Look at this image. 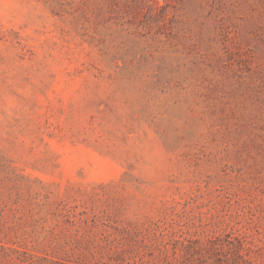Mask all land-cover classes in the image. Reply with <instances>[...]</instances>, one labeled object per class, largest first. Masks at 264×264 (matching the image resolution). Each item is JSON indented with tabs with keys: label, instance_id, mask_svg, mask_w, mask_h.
Segmentation results:
<instances>
[{
	"label": "rangeland",
	"instance_id": "374dc122",
	"mask_svg": "<svg viewBox=\"0 0 264 264\" xmlns=\"http://www.w3.org/2000/svg\"><path fill=\"white\" fill-rule=\"evenodd\" d=\"M239 241L264 264V0H0V264Z\"/></svg>",
	"mask_w": 264,
	"mask_h": 264
},
{
	"label": "trees",
	"instance_id": "16d2710c",
	"mask_svg": "<svg viewBox=\"0 0 264 264\" xmlns=\"http://www.w3.org/2000/svg\"><path fill=\"white\" fill-rule=\"evenodd\" d=\"M228 243H230V242L228 241ZM231 243L234 244L233 242H231ZM236 245L240 246L241 249L236 250V253L233 255L234 257H231V256H229L228 253H226L225 264H229L231 259L233 260L234 264H254V261L252 260V258H250L248 256V254H245L242 252L241 241H239L238 244H236Z\"/></svg>",
	"mask_w": 264,
	"mask_h": 264
}]
</instances>
